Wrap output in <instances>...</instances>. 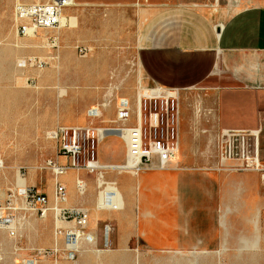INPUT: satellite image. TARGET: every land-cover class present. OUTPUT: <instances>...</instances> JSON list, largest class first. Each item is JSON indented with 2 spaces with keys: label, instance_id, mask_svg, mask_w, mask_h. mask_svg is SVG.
Returning a JSON list of instances; mask_svg holds the SVG:
<instances>
[{
  "label": "crops",
  "instance_id": "1",
  "mask_svg": "<svg viewBox=\"0 0 264 264\" xmlns=\"http://www.w3.org/2000/svg\"><path fill=\"white\" fill-rule=\"evenodd\" d=\"M140 1L99 4L115 10L139 8L133 24L117 26L122 34L118 45L132 51L138 85L179 92V153L168 169L155 167L137 175L122 168L125 139L110 133L98 144L97 161L103 169H71L60 178L67 184L68 206L89 211L86 233L97 242L107 233L109 246L116 242L109 264H133L137 242L153 253L220 256L223 234L236 240L237 225L246 226L251 246L258 235V215L261 250L250 249L264 255V181L259 173L236 171L237 162L223 161L219 145L227 130L257 132L264 164V0H225L221 12L212 11L204 0H147L142 7ZM126 63L118 67L125 69ZM135 91V83L129 82L126 95L131 102ZM111 107L112 117L83 127L116 130L135 125L134 109L132 121L125 124ZM102 112L99 119L105 117ZM117 143L122 157L116 154ZM54 160L71 164L58 156V148ZM77 180L86 183L84 196L77 191ZM39 190L52 204L54 176ZM89 254L85 251L84 257Z\"/></svg>",
  "mask_w": 264,
  "mask_h": 264
},
{
  "label": "rangeland",
  "instance_id": "2",
  "mask_svg": "<svg viewBox=\"0 0 264 264\" xmlns=\"http://www.w3.org/2000/svg\"><path fill=\"white\" fill-rule=\"evenodd\" d=\"M49 1L0 0V158L6 169L0 174V203L6 204L0 211V219L9 218L10 228L17 232L11 237L3 227L0 229V264H109L108 255L116 249V242L112 241L110 246L106 240L83 242L79 253L71 259L68 256L71 243L55 237L54 212L41 218L22 210H7L12 193L16 196L15 207L25 209V186L33 185L40 191L39 188L46 189L47 179L53 178L47 162L55 159L58 147L50 139V133L64 127L85 129V122L102 120L97 115L98 110H103L104 120L112 117L113 108L106 109L105 104L112 101L116 108L127 107L131 102L126 95L128 82L136 86L135 99L131 102L136 112L138 94L148 89L134 80L136 67L131 64L132 51L118 45L122 34H117V26L133 24L138 7L115 10L102 7L101 0H77L74 7L65 12L68 24L64 29L40 32L35 37H19L15 26L16 7ZM204 2L216 12H221L228 3L225 0ZM140 4L141 7L146 5L147 0H141ZM84 48L91 52L82 55L80 49ZM122 62H127L125 69L118 67ZM76 90L79 94H74ZM68 99L72 102L68 103L67 110L65 101ZM116 148L117 156L122 157L119 143ZM259 218L258 215V235L251 246L245 239L246 226L237 225L236 240H227V235L223 234L220 256H199V253L192 256L182 251L153 253L137 242L133 246L136 252L132 263L136 264L137 259L138 264H264V255L256 256L250 249L261 250ZM55 248L59 249L58 254L39 255L40 250ZM85 251H89L88 257H84Z\"/></svg>",
  "mask_w": 264,
  "mask_h": 264
},
{
  "label": "built area",
  "instance_id": "3",
  "mask_svg": "<svg viewBox=\"0 0 264 264\" xmlns=\"http://www.w3.org/2000/svg\"><path fill=\"white\" fill-rule=\"evenodd\" d=\"M77 0H50L47 3L18 5L15 10V26L21 38L35 37L40 32L60 31L67 25L63 24L65 12L74 7ZM68 21V19H67ZM68 24V23H67ZM89 49H80L82 55H87ZM139 107L135 112V125H125L116 130H95L78 128H58L50 133V139L56 142L58 156L71 160L69 165H60L55 160L47 162V169L55 178L53 203L46 194L40 193L35 187L25 186V209L15 207L14 193L8 199V211L22 210L45 218L49 212L55 213L56 239H66L71 243L68 251L69 258H75L79 253L80 244L95 241V237L86 233L90 224V213L84 208H71L67 187L60 178L66 176L71 169H87L97 171L103 169L97 161V147L108 134L122 136L127 144V158L122 166L124 170L139 175L145 170L157 167L166 170L176 159L180 150V96L174 89L153 88L143 90L138 94ZM126 99H122L125 101ZM202 114L201 110H198ZM97 115H99L97 113ZM120 121L128 124L132 121L131 104L118 108ZM220 153L223 161L237 162L238 172L259 173L264 181V164L261 158L259 133L248 130H227L220 138ZM83 160V163H82ZM0 158V169L4 168ZM77 191L84 196L87 191L86 183L77 180ZM6 205V204H5ZM0 203V211L4 210ZM0 223L8 228V234L15 237L16 229L10 228L11 220L1 218ZM73 223L68 228L65 224ZM108 233L105 240L108 241ZM59 249L40 250V256L58 254Z\"/></svg>",
  "mask_w": 264,
  "mask_h": 264
},
{
  "label": "bare ground",
  "instance_id": "4",
  "mask_svg": "<svg viewBox=\"0 0 264 264\" xmlns=\"http://www.w3.org/2000/svg\"><path fill=\"white\" fill-rule=\"evenodd\" d=\"M19 1V0H18ZM76 2V1H75ZM74 5V4H73ZM72 22V21H71ZM63 24H64V26H65V24L67 25V18H64L63 19ZM220 28L222 27V26H219ZM222 29V28H221ZM29 38V37H28ZM87 64V63H86ZM87 66H89V65H87ZM135 66V65H134ZM121 77V76H120ZM124 78V77H123ZM91 78H89L88 77V80H90ZM104 79V78H103ZM98 80H100V79H98ZM105 80V79H104ZM115 80V79H114ZM81 81H82V79H81ZM100 81H102V80H100ZM90 82V81H89ZM127 82V81H126ZM129 83V82H128ZM127 83V84H128ZM85 84H86V81H85ZM92 84V83H91ZM88 85V84H87ZM97 85V84H96ZM95 85V86H96ZM129 85V84H128ZM93 86V85H92ZM105 86V85H104ZM107 86V85H106ZM114 86V85H113ZM124 87H125V85H124ZM98 88V87H97ZM100 88V87H99ZM91 89V88H90ZM108 89V88H107ZM116 89V88H115ZM125 89V88H124ZM118 90V89H117ZM82 91V90H81ZM88 91H89V89H88ZM79 90H76V92H74V94H79ZM91 92V91H90ZM119 92V91H118ZM89 93V92H88ZM88 93H86V95L88 94ZM85 94V93H84ZM90 94V93H89ZM92 95V94H91ZM119 95V94H118ZM88 96H90V95H88ZM97 96H99V95H97ZM114 96V95H113ZM120 96V95H119ZM85 97V96H84ZM117 97V96H116ZM76 98H77V96H76ZM89 99H90V97H88ZM93 98V97H92ZM27 99V98H26ZM83 99V98H82ZM88 100V99H87ZM84 102H85V100H83ZM120 98L119 99H117V105L120 103ZM138 99H137V106L139 107V103H138ZM72 102V101H71ZM70 101H69V99L68 100H66L65 101V108L67 109V108H70V105H69V107H68V103L70 104L71 103ZM77 102V101H76ZM83 102V103H84ZM98 103V102H97ZM100 103V102H99ZM102 104V103H101ZM96 105V104H95ZM112 106V101H108L106 104H105V108H109V107H111ZM99 107V106H98ZM92 108V107H91ZM104 108V107H103ZM115 108H116V106H115ZM65 109V110H66ZM83 109V108H82ZM68 110V109H67ZM88 110V109H87ZM65 112V111H64ZM108 112V111H107ZM69 113V112H68ZM96 113V112H95ZM103 113V112H102ZM51 114V113H50ZM98 114L101 116V111L100 110H98ZM107 114V113H106ZM95 116V115H94ZM104 116V115H103ZM106 117V116H105ZM103 118V117H102ZM95 119H96V117H95ZM101 120V119H100ZM103 121H104V118L102 119ZM101 120V121H102ZM99 121V120H98ZM97 122V121H96ZM49 137H50V135H49ZM110 169V168H109ZM4 170H6L5 169V165H4V168H2V169H0V174H4L3 172H4ZM121 170V169H120ZM80 173V172H79ZM6 174V173H5ZM67 179V178H66ZM66 186H67V184H66ZM5 193V192H4ZM6 200V199H5ZM0 216H2V213H0ZM55 217V216H54ZM110 218V217H109ZM3 227V228H2ZM14 227V226H13ZM3 229V231H7L8 230V228L6 227V226H4L2 223H0V229ZM7 233H8V231H7ZM89 233V232H88ZM87 233V234H88ZM197 254V252H189L188 253V255H192V256H194V255H196ZM138 258V257H137ZM138 261H137V259H136V264H138L137 263ZM205 262H206V259H205ZM208 262V261H207ZM203 263H204V261H203Z\"/></svg>",
  "mask_w": 264,
  "mask_h": 264
}]
</instances>
